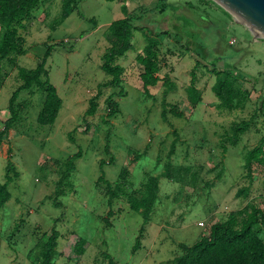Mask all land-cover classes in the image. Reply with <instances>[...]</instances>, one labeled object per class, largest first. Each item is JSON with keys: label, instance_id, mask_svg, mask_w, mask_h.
Listing matches in <instances>:
<instances>
[{"label": "rangeland", "instance_id": "obj_1", "mask_svg": "<svg viewBox=\"0 0 264 264\" xmlns=\"http://www.w3.org/2000/svg\"><path fill=\"white\" fill-rule=\"evenodd\" d=\"M61 1L40 0L21 31L26 54L0 60L3 122L10 117L9 100L21 83L15 65L34 69L48 45L53 50L46 62L47 79L62 100L54 124L47 126L37 123L41 90L20 92L14 105L13 133L8 130L3 136L11 156L0 157V184L6 183L11 195L0 209V264H35L28 255L39 236L52 229L59 233L55 264H107L105 254L113 264H173L183 254L180 244L192 246L229 212L248 204L264 211V168L253 167L252 181L243 169L245 153L264 133V39L255 38L211 0H167L177 10L161 14L154 10L157 0H82L66 20H61ZM127 14L135 30L132 49L117 61L124 69L121 90L103 88L96 114L84 117L89 100L109 80L100 69L101 57L111 46L107 27ZM160 32H167L158 37L165 63L160 77L174 88L160 81L149 88L148 97L135 58L145 37ZM224 67H230L237 86L248 92L243 109L217 108L211 70ZM192 73L202 94L195 106L185 91ZM109 96L119 105L111 119L106 117ZM240 121H251V126L234 142L232 125ZM175 135V153L168 157ZM106 143L114 163L103 166L104 178L112 186L121 182L128 194L142 192L145 180L159 176L167 163L191 170L181 172L183 181L159 179L158 200L144 227L141 215L124 198L109 203L105 186L96 184L102 174L99 161L110 157ZM79 150L82 156L54 205L60 172ZM122 170L127 174L120 179ZM192 173L197 174L195 187ZM244 187H250L249 197L237 198ZM255 230L264 238V228ZM78 239L88 243L82 256L73 253ZM136 241L140 246L135 251Z\"/></svg>", "mask_w": 264, "mask_h": 264}, {"label": "trees", "instance_id": "obj_2", "mask_svg": "<svg viewBox=\"0 0 264 264\" xmlns=\"http://www.w3.org/2000/svg\"><path fill=\"white\" fill-rule=\"evenodd\" d=\"M82 0H62L61 1V20H66L72 13L77 10L78 4ZM167 0H157L154 10L163 13L167 9L177 10L174 4H168ZM40 4V0H0V60H11L26 54L24 45L25 39L21 34L24 30L25 21L30 17L33 10ZM132 16L126 15L123 19L112 22L107 31L111 39V46L105 50L101 57V71L109 77V80L100 84L98 93L88 102V107L84 117H92L98 109L97 100L102 94L103 88H111L121 90L122 76L124 69L117 61L122 58L129 50L132 49V40L134 38V30ZM93 22V20H92ZM94 23V22H93ZM167 32H160L158 35L145 37V46L142 53L137 55L135 63L139 67V80L145 95L150 97L149 88H154L160 81H164L168 85V89H173L174 85L166 82L165 77H160V70L165 65L163 59L159 57L158 37L165 35ZM53 50L52 46H46L45 53L34 69H26L16 66V77L21 81L18 88L12 94L8 112L10 117L4 122V134L16 123V115L14 105L17 102L18 95L22 91L30 90L35 87L44 93L42 108L37 116V123L42 126L53 125L59 110L62 106V100L58 95L56 87L47 79L46 62ZM13 56V57H10ZM230 67L223 69L213 68L211 74L214 76V82L211 91L218 100L217 108L225 111H233L243 109L248 97V92L237 86L236 78L230 71ZM194 73L191 74V82L186 87L187 101L195 106L202 100L201 92L195 86ZM120 94V93H119ZM18 107L19 104L17 105ZM107 115L109 119L114 118L119 112V105L113 96H109L106 100ZM180 117L179 115H177ZM163 121L166 119L165 111L161 113ZM251 121L235 122L232 125V140L237 141L240 135L249 130ZM88 131V128H87ZM70 138V134L68 135ZM176 137V135H175ZM178 138L176 137L170 145L168 157L175 153ZM146 147L143 154L147 152ZM104 151L109 157L108 161L103 159L99 161V168L102 172L96 184L102 183L105 186V195L108 197L109 203L113 199L124 198L131 211L141 215L143 219V227L151 217L154 206L158 200L160 191L159 179L165 178L169 181H183L181 172L189 173V168L173 167L171 163L164 166L163 172L159 176H149L144 184L142 192L138 194H128L122 189L119 182L112 186L104 178L103 166L114 163V158L109 151L108 143L104 146ZM223 151L226 149L223 147ZM82 152L79 150L66 160L63 172H60L56 182V188L53 192L54 205H58L57 198L63 194L62 185L70 177L75 170V162L80 159ZM137 156L136 159H139ZM264 168V133L258 140L257 145L247 150L244 155L243 169L245 175L252 181V170L254 166ZM127 174L126 170H122L119 178ZM191 185L195 187L197 174H191ZM8 177V176H7ZM220 177V175L218 176ZM119 179V181H120ZM125 179V178H124ZM7 182H10L8 177ZM250 195V187L240 188L237 198H248ZM11 195L7 190V184H0V209L10 200ZM112 211L107 213V218H111ZM106 218V219H107ZM264 228V211L259 207L248 204L240 210L229 212L226 217L214 223L209 228V233L202 236L192 246L179 245L183 254L172 259L173 264H264V238H262L255 230L256 227ZM143 232V229L141 230ZM59 233L55 229L50 232L43 233L37 239L34 250L28 255L30 261L35 264H55L58 255ZM88 243L84 239H78L73 245V253L76 256H82L87 249ZM140 243L136 241L133 250L139 248ZM107 264H113L112 259L105 254Z\"/></svg>", "mask_w": 264, "mask_h": 264}, {"label": "water", "instance_id": "obj_3", "mask_svg": "<svg viewBox=\"0 0 264 264\" xmlns=\"http://www.w3.org/2000/svg\"><path fill=\"white\" fill-rule=\"evenodd\" d=\"M211 1L248 28L255 38L264 39V0Z\"/></svg>", "mask_w": 264, "mask_h": 264}, {"label": "crops", "instance_id": "obj_4", "mask_svg": "<svg viewBox=\"0 0 264 264\" xmlns=\"http://www.w3.org/2000/svg\"><path fill=\"white\" fill-rule=\"evenodd\" d=\"M11 133H13L12 130L9 131V135H11ZM10 156H11V151L9 149V146L6 144L5 140L3 139L2 143H1L0 157L7 158ZM200 223L201 222H199L198 224H200Z\"/></svg>", "mask_w": 264, "mask_h": 264}, {"label": "built area", "instance_id": "obj_5", "mask_svg": "<svg viewBox=\"0 0 264 264\" xmlns=\"http://www.w3.org/2000/svg\"><path fill=\"white\" fill-rule=\"evenodd\" d=\"M4 122L2 121V118L0 116V151H1V143L3 141V136H4ZM203 224L200 223L199 226H202Z\"/></svg>", "mask_w": 264, "mask_h": 264}]
</instances>
